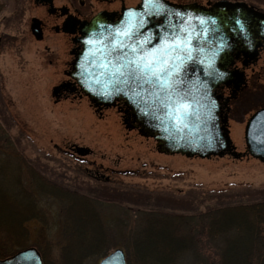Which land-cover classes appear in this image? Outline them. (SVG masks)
Listing matches in <instances>:
<instances>
[{
  "label": "rangeland",
  "instance_id": "1",
  "mask_svg": "<svg viewBox=\"0 0 264 264\" xmlns=\"http://www.w3.org/2000/svg\"><path fill=\"white\" fill-rule=\"evenodd\" d=\"M169 1L208 6L215 0ZM93 2L98 8V1ZM250 4L264 12V2ZM40 13L32 0H0V153L15 162L20 183L35 196L36 216L25 222L27 243L42 252L44 264H97L115 247L131 252L132 230L141 218L134 204L99 199L84 190L109 240L95 244L100 230L87 216L65 232L74 218L64 223L63 200L38 189L39 175L64 185L96 188L99 179L123 188L187 196L195 211L223 203L214 196L217 192L231 195L224 203H236L253 198L242 194L245 190L264 188V163L248 154L243 139L244 120L264 104L263 47L255 62L237 64L245 86L227 101V126L236 155L186 157L157 151L152 137L124 122L120 102L96 108L77 89L55 100L51 88L67 81L61 73L67 46L59 35L41 41L32 36L29 19ZM220 94L228 97L230 90L222 87ZM213 257L211 247L204 245L199 257L184 255L176 264H210Z\"/></svg>",
  "mask_w": 264,
  "mask_h": 264
},
{
  "label": "water",
  "instance_id": "2",
  "mask_svg": "<svg viewBox=\"0 0 264 264\" xmlns=\"http://www.w3.org/2000/svg\"><path fill=\"white\" fill-rule=\"evenodd\" d=\"M207 5L140 0L116 16L99 11L78 22L81 48L70 51L67 75L96 108L120 100L131 126L152 137L159 152L235 156L227 101L245 77L233 64L240 56L242 66L256 61L264 47V12L244 0ZM29 27L40 39L37 18ZM62 29L73 31L65 23ZM222 85L230 87L228 97L216 92ZM61 86L51 88L53 97ZM243 139L248 154L264 163V105L246 119ZM0 264H42V258L27 246L0 258ZM97 264H125L124 252L115 247Z\"/></svg>",
  "mask_w": 264,
  "mask_h": 264
},
{
  "label": "trees",
  "instance_id": "3",
  "mask_svg": "<svg viewBox=\"0 0 264 264\" xmlns=\"http://www.w3.org/2000/svg\"><path fill=\"white\" fill-rule=\"evenodd\" d=\"M13 163L0 153V258L28 245L25 222L36 216L33 212L35 196L20 183ZM39 177L42 181L39 187L37 185L40 191L63 200L64 223L74 218V225L71 223L68 231L66 227L64 231L77 227L75 222H83L86 216L92 218L100 230L95 236L98 245L109 240V235L99 216L89 208L90 195L85 192L90 191L91 196L99 199L136 205L135 212L141 219L138 228L132 230L131 252H126V264L132 261L136 264H176L184 255L199 257L204 245L214 252L210 264H264V197H259L264 194V188L245 190L242 194L253 198L236 203H224L231 195L217 192L214 196L223 203L195 211L193 199L187 196L123 188L101 180H96L97 186L93 188L80 183L64 185L42 175ZM149 199L153 201L147 203ZM183 209L193 211L184 212ZM42 257L45 262L43 254Z\"/></svg>",
  "mask_w": 264,
  "mask_h": 264
},
{
  "label": "flooded vegetation",
  "instance_id": "4",
  "mask_svg": "<svg viewBox=\"0 0 264 264\" xmlns=\"http://www.w3.org/2000/svg\"><path fill=\"white\" fill-rule=\"evenodd\" d=\"M36 8L41 10L40 14L31 16L38 19V24L41 29V38L38 41L44 39L48 35H59V40L63 41L67 52V58L63 62V69L61 73H64L67 81L61 82V86L57 91L58 99L66 97L65 92H68V88L73 87V80L67 75L70 67V61L72 59L71 50L75 51L81 48V45L76 40L79 36L78 22L90 18L93 14L99 11L112 12L115 15L126 6H133L139 0L127 2V0H97L98 8L94 9L93 0H32ZM30 17V18H31ZM30 22V19H29ZM73 29L72 32L64 31L62 29L63 24ZM29 27V23H28ZM264 49V48H263ZM58 81L57 83H59ZM56 83V84H57ZM76 89L73 90V92ZM67 153L74 155L70 150L64 149Z\"/></svg>",
  "mask_w": 264,
  "mask_h": 264
},
{
  "label": "snow or ice",
  "instance_id": "5",
  "mask_svg": "<svg viewBox=\"0 0 264 264\" xmlns=\"http://www.w3.org/2000/svg\"><path fill=\"white\" fill-rule=\"evenodd\" d=\"M154 58H155V57H154ZM144 67H145V68H150V67H151V63H150V62L145 63ZM180 107H182V106H181V105H178V109H179ZM180 114H181V113L178 111V112H177V115H180Z\"/></svg>",
  "mask_w": 264,
  "mask_h": 264
},
{
  "label": "bare ground",
  "instance_id": "6",
  "mask_svg": "<svg viewBox=\"0 0 264 264\" xmlns=\"http://www.w3.org/2000/svg\"><path fill=\"white\" fill-rule=\"evenodd\" d=\"M244 124H245V120H244ZM243 129H244V127H243Z\"/></svg>",
  "mask_w": 264,
  "mask_h": 264
}]
</instances>
